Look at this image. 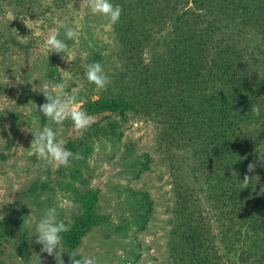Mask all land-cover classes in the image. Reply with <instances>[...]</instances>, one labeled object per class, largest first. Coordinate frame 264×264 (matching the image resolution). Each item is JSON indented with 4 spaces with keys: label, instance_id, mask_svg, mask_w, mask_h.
I'll return each instance as SVG.
<instances>
[{
    "label": "trees",
    "instance_id": "1",
    "mask_svg": "<svg viewBox=\"0 0 264 264\" xmlns=\"http://www.w3.org/2000/svg\"><path fill=\"white\" fill-rule=\"evenodd\" d=\"M189 1L110 0L122 8L119 22L111 25L116 60L104 68L111 83L106 89L89 83L91 92H101L83 105L91 116L105 113L108 125L92 124L80 139H66L65 147L75 153L91 139L115 135L112 120H151L158 144L172 158L186 153L193 160V178L205 185L217 229L215 236L195 189L178 187L169 264H219L218 243L225 258L236 257L234 264H264V167L247 172L249 163L259 164L264 156L255 148L264 145V0H191L201 14L178 13ZM168 24L175 32H162ZM5 42L0 32V57L9 52ZM101 50L91 63L72 67V75L86 77V66L95 62L104 66ZM151 52L158 56L146 62L142 54ZM253 104L261 108L258 117L251 113ZM245 174L252 179L242 189ZM80 203L81 213L64 234L70 250L105 222L97 191H85Z\"/></svg>",
    "mask_w": 264,
    "mask_h": 264
},
{
    "label": "rangeland",
    "instance_id": "2",
    "mask_svg": "<svg viewBox=\"0 0 264 264\" xmlns=\"http://www.w3.org/2000/svg\"><path fill=\"white\" fill-rule=\"evenodd\" d=\"M21 1L23 4L17 5L16 0H0V32L9 48L0 57V154L4 156L0 159V264H56L35 242V224L46 209L55 206L58 219L71 227L74 215L81 213L82 194L88 190L97 191L98 213L105 222L99 221L73 250L66 246L62 234L65 264L68 252L74 250L94 257L97 264H169L173 197L182 185L195 189L216 236L205 185L197 184L191 172L193 160L186 153L172 158L158 144V129L151 120L134 116L126 122L112 120L115 135L91 139L78 151L84 159L73 160L67 168L37 157L31 148L33 133L44 127L52 128L64 140L82 137L71 119L58 125L39 111L46 102L39 91L42 85L51 88L67 80L65 93L75 95L83 110L101 91L91 92L87 78L73 76L70 69L82 65L83 60L91 63L98 49H102L106 68L107 62L116 60L113 54L119 47L111 34L112 24L92 13L88 0ZM184 11L201 14L191 0L178 13ZM63 25L75 28L78 38L68 39ZM52 30L68 45L71 62L61 59L64 54L46 49ZM162 32H175L174 26L168 24ZM247 40L251 44L249 36ZM157 56V52L142 54L146 62ZM105 116L95 114V123L106 127ZM255 148L264 153L263 144ZM24 220L32 221V226ZM217 245L219 256H223L219 264H234L236 257L225 258L223 247Z\"/></svg>",
    "mask_w": 264,
    "mask_h": 264
},
{
    "label": "clouds",
    "instance_id": "3",
    "mask_svg": "<svg viewBox=\"0 0 264 264\" xmlns=\"http://www.w3.org/2000/svg\"><path fill=\"white\" fill-rule=\"evenodd\" d=\"M88 6L92 13L107 18L113 25L120 20L122 8L119 5H113L110 0H88ZM63 27L65 28V36L68 39L78 38V31L75 28L67 25H63ZM46 49L56 54H64L61 55V59L72 61V54L68 45L59 38V33L56 30L50 31L47 35ZM85 75L88 82L94 84L97 89H106L111 83L104 66L100 62L87 65ZM66 87L67 80H63L51 88L48 84H43L39 91L44 95L46 102L40 105L38 109L45 117L58 125H62L64 121L71 119L76 131L83 136L90 126L95 123V119L78 107L75 95L65 93ZM251 113L257 117L260 116V106L253 104ZM33 134L34 139L31 148L35 149L38 158H42L53 166L58 165L67 168L73 160L84 159L82 153H74L68 150L65 147L66 141L50 127H44L41 131ZM258 159L259 164L254 160L247 165L248 173L255 172L258 166L264 167V156L260 155ZM251 179L252 177L248 174L244 175L242 189L250 186ZM260 194H264V188L261 189ZM24 224L31 227L32 221L24 220ZM69 231L70 225H66L58 219L57 207H50L44 211L43 217L35 224L34 235L37 236L35 242L42 245L41 252L54 257L56 264H65L63 255L66 251L62 247V234ZM68 254V264H97L94 257L82 256L78 250L68 252Z\"/></svg>",
    "mask_w": 264,
    "mask_h": 264
}]
</instances>
